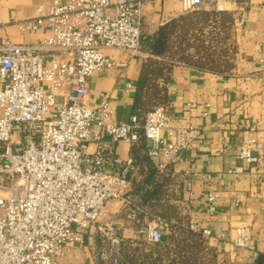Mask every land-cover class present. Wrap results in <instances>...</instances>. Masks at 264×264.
Returning a JSON list of instances; mask_svg holds the SVG:
<instances>
[{
	"label": "built area",
	"instance_id": "obj_1",
	"mask_svg": "<svg viewBox=\"0 0 264 264\" xmlns=\"http://www.w3.org/2000/svg\"><path fill=\"white\" fill-rule=\"evenodd\" d=\"M144 2L49 0L35 17L19 22L23 31L43 29L40 41H0V264H73L72 250L86 243V234L95 264H121L120 211L146 242H162L169 223L160 215L141 220L148 211L132 193L141 163L133 154L120 156L117 145L125 140L134 146L143 136L155 169L165 173L201 129L174 126L167 102L128 121L116 120L107 99L96 107L85 103L92 75L116 63L104 48L147 53ZM207 2L227 10L226 0H182L183 10ZM239 156L256 159L249 148ZM216 201L210 192L208 214L217 211ZM188 228L213 236L194 220ZM233 244H250L248 227L237 229Z\"/></svg>",
	"mask_w": 264,
	"mask_h": 264
},
{
	"label": "crops",
	"instance_id": "obj_2",
	"mask_svg": "<svg viewBox=\"0 0 264 264\" xmlns=\"http://www.w3.org/2000/svg\"><path fill=\"white\" fill-rule=\"evenodd\" d=\"M48 1L0 0V41L4 37L16 43L40 41L43 29L23 31L19 22L35 17L39 6ZM225 5V11L235 17L236 51L231 70L178 62L168 72V80L162 78L160 83L164 85V102L169 104L172 124L194 125L201 129V136L165 173L155 169L146 153L145 140V146L122 140L117 152L123 158L135 154L141 163V178L132 184L136 201L148 211L147 216L140 214L141 220L160 215L171 225L188 230V223L194 220L199 230H212L213 236L189 231L192 237L210 239L216 247L217 264H264V0H226ZM204 6L213 8L211 2ZM143 13L144 34L151 35L184 10L182 0H145ZM104 53L116 63L92 75L85 103L96 107L107 99L115 108L116 120L128 121L135 114V98L148 54L132 55L112 47L104 48ZM245 148L251 149L255 160L239 156ZM144 158L151 161V172ZM210 192L217 194L214 215L205 209ZM119 209L115 204L114 210ZM115 216L125 237L126 254L140 238L137 225L127 219L124 211ZM240 227L250 231L246 247L233 244ZM222 232L224 238L220 237ZM90 242L86 234V243L75 246L70 255L73 264H95ZM156 245H164L163 240Z\"/></svg>",
	"mask_w": 264,
	"mask_h": 264
},
{
	"label": "rangeland",
	"instance_id": "obj_3",
	"mask_svg": "<svg viewBox=\"0 0 264 264\" xmlns=\"http://www.w3.org/2000/svg\"><path fill=\"white\" fill-rule=\"evenodd\" d=\"M206 10L205 6H200L184 12L186 14L170 35L167 52L162 56L150 55L152 60L147 58L149 68L157 71V67H162L165 75H168L174 64L187 62L231 70L236 51L233 28L229 33L224 27L220 31L215 18L204 13ZM223 19L225 22L229 18L224 16ZM161 81V76L151 74L147 89L149 109L160 103L158 97L164 94ZM175 226L168 224L163 235L164 245H152L138 238L137 244L129 247V253H123L121 264H125L126 260L127 264L129 261L135 264H217L216 247L209 238L203 235L192 237L191 229ZM169 234L173 235L172 239Z\"/></svg>",
	"mask_w": 264,
	"mask_h": 264
},
{
	"label": "trees",
	"instance_id": "obj_4",
	"mask_svg": "<svg viewBox=\"0 0 264 264\" xmlns=\"http://www.w3.org/2000/svg\"><path fill=\"white\" fill-rule=\"evenodd\" d=\"M206 9L207 10L204 11V13L209 15L212 18H215V20L218 23V26L220 28V31H222V28L224 27L228 31V33H229V31L231 32L232 28H234V25H235V17L232 14V12L217 11L215 8H211V9L206 8ZM184 14H186V13H183V14L179 15L178 17L172 18L171 20L165 22L164 24H162L158 28V30L155 33H153L151 35L143 34V36H142L143 50L148 53L149 59H151L150 55L162 56L167 52L170 35H171V33H173L175 31V29L178 25V22L182 20V17L184 16ZM224 16L229 18L225 22L223 19ZM219 23H221V25ZM149 59H147L145 66H144V69L142 71V76L140 77L138 92L136 94L134 108H133L134 113L138 114L139 116L143 115L142 114L143 110H145V109L147 110V108L149 109V107H148L149 102L147 99V89H148V86L150 83L151 74L156 73V75L161 76L165 81H167L169 78L168 75H165V73L163 71L164 69L162 67L161 68L157 67V71L156 70L153 71L152 68H149V64H148ZM190 64H194V65L202 67V68L204 67V68L224 71L223 69H220V68L218 69L216 67H208L204 64H199V63H190ZM158 99H160L159 100L160 103H161V101L164 102L165 101V94H163L161 96V98L158 97ZM140 142H142V144H144L143 146H145V141H144L143 136L141 137ZM137 160L139 161L138 158H137ZM144 160H145V163L149 165L150 172H151L153 170L151 161L148 158H144Z\"/></svg>",
	"mask_w": 264,
	"mask_h": 264
}]
</instances>
